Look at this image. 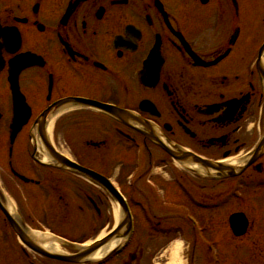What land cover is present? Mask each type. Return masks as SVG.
I'll return each instance as SVG.
<instances>
[{
  "label": "flooded vegetation",
  "instance_id": "obj_1",
  "mask_svg": "<svg viewBox=\"0 0 264 264\" xmlns=\"http://www.w3.org/2000/svg\"><path fill=\"white\" fill-rule=\"evenodd\" d=\"M263 43L264 0H0V264H62L22 244L4 213L9 202L18 205L15 219L25 231L53 230L59 220L65 222L61 230L71 217L79 224H96V230L113 227L116 202L110 193L93 181L42 165L31 140L42 113L62 101L69 108L64 114L90 125H75L88 137L82 143L90 151L85 157L90 163L81 161L75 140L73 161L111 180L130 203L133 198L120 185V176L127 168L132 179L142 170L134 157L147 156L158 230L173 233L167 222L175 220L176 228L194 233L186 212L192 210L203 225L198 216L206 208L219 210L223 187L225 196L237 185L263 186L264 155L236 180L226 181L191 178L167 153L176 150L219 162L220 156L254 151L264 135V124L252 113L264 101L257 69ZM11 74L31 111L14 139ZM101 107L128 110L146 127L119 122L97 109ZM251 125H258L259 133ZM110 146L130 150L133 164L126 167L120 161L110 168L111 155L119 154L110 153ZM117 167L121 174L115 181L111 173ZM158 168H165L169 178H155ZM142 176L128 182L130 193H140L136 203L150 202L138 188ZM19 191L37 222L21 208ZM168 204L184 209L180 214ZM249 222L248 235L258 231L254 220Z\"/></svg>",
  "mask_w": 264,
  "mask_h": 264
},
{
  "label": "rangeland",
  "instance_id": "obj_2",
  "mask_svg": "<svg viewBox=\"0 0 264 264\" xmlns=\"http://www.w3.org/2000/svg\"><path fill=\"white\" fill-rule=\"evenodd\" d=\"M17 1V0H14ZM259 103L254 106L252 113L254 116H258L260 118V121L262 124H264V101L262 103L261 100H259ZM263 104V105H262ZM70 116L63 115L58 118V120H61L60 123H54L51 138L53 144L57 147L59 151L67 155L71 158V147L73 148V142L74 140L77 142H80L78 147L80 148L81 152V160L84 163H90L88 159H85L90 153L89 150H87L84 146V143L82 141H85L88 137L85 138L84 135L78 133L79 130L82 131V129L76 128L75 125H79L80 123L83 124V126H87V121H74L72 120ZM69 119V120H68ZM59 122V121H58ZM106 123V122H104ZM90 126V125H89ZM253 128V130H258V125L255 127L253 125L250 126ZM254 135L256 136L257 133L254 132ZM115 150L117 153L119 151H122L118 147L116 149L113 148V146H110V153L114 154ZM118 150V151H117ZM153 151V149H152ZM245 151H241V155L232 158L236 160H240L245 156ZM158 157V155H157ZM155 156V159L157 158ZM221 157V156H220ZM218 157L219 159H222ZM133 159V157H130V150H125L123 152H119V154L111 155L110 161H108V165L110 168H112L113 165L119 164L121 165V162L126 165L132 164L130 160ZM125 162V163H124ZM142 169L145 171L149 169V163L147 162L146 158H143L142 161ZM156 164H159L160 167H163L161 162L164 164L163 160L160 161V159L156 160ZM119 167V166H118ZM116 168V170H113L115 173H111L113 179L115 181H118V177L121 174L119 171V168ZM128 167V166H126ZM141 170L142 179L140 180L138 184V188L140 191H143V195L147 197V200L149 199L151 203H153V197L152 193L150 192L151 187L153 188V170H150V172L146 173ZM144 172V173H143ZM130 172L127 171V168L120 176V185H123V189L125 192L133 198V203L135 206L134 212L136 215V222H137V236L136 241L134 240V243L132 246L124 253L120 259H115L114 264H119L118 261L122 260H128L129 255L131 253H134L136 251H144L143 258L139 259V261L136 264H166L171 262L172 252L173 254H180V251H177L179 249L178 245L170 246L172 241L176 239L177 237H169L167 238L164 234H154L149 228V225L147 221L145 220V216L140 208L141 203H136L135 201H140V193L138 195L130 193V189L128 186ZM64 176V175H62ZM155 178H158L159 180H162V177L164 176L166 179H168V175H166V169L165 168H158V170L154 173ZM149 185L150 189H147L144 187V185ZM227 190L226 187H223L220 190L221 198H223L225 191ZM30 191V190H29ZM32 193V191H31ZM254 194V198L250 194ZM243 198V201L245 202L241 203L238 199L231 202L229 206L224 207V209L220 212H215L211 214L202 213V216L205 219H208V228L207 233L205 235L204 241H216L217 245L215 246V255L218 256L219 263L220 264H264V189H257V188H251V189H243L240 191V193ZM135 198V199H134ZM248 199V200H246ZM144 200V198H143ZM142 202V201H141ZM146 206V204H145ZM15 212L19 214L18 205H14ZM245 212L251 220H254V231L250 233L248 236H244L241 239H235L232 236V233L229 229L228 225V218L231 214L235 212ZM217 213V214H216ZM200 218H202L200 216ZM204 221L206 222V220ZM50 221V217H49ZM168 226L175 227L176 223L175 220H171L167 222ZM213 224V225H212ZM51 225V224H50ZM53 228V231L59 234H62L64 236L73 237L74 241L79 243H90L94 239L98 237H102L103 233H107L108 229L106 227L101 230H96L95 228L99 227L96 224L91 223H82L79 224V222H75L74 217L70 218V221L68 222V226H66L67 231L66 233L62 230H60V227L55 228L53 225H51ZM32 228V227H31ZM49 228V227H48ZM101 228V227H100ZM50 229V228H49ZM47 229V230H49ZM52 231V232H53ZM106 234H104L105 236ZM70 238V239H71ZM171 247V248H169ZM168 250L166 251V249ZM158 257V260H156ZM164 257L161 259L160 258ZM196 258L199 260V264H208L209 263V254H207L206 247H198L197 249V255ZM156 260V261H155Z\"/></svg>",
  "mask_w": 264,
  "mask_h": 264
},
{
  "label": "water",
  "instance_id": "obj_3",
  "mask_svg": "<svg viewBox=\"0 0 264 264\" xmlns=\"http://www.w3.org/2000/svg\"><path fill=\"white\" fill-rule=\"evenodd\" d=\"M16 105H15V119L14 122L17 125H21L24 124V113H22V115L20 114L22 111L26 112L25 109V105L21 102V95L20 92L17 89V93H16ZM107 112L113 114L116 117L119 118H124L125 116H127V113H123L121 111L118 110H114V109H110V108H106ZM43 141L45 142V146L48 149V151L50 152L51 157L53 158V160L58 164L61 165L65 168H69L72 170H75L77 172H79L80 174H82L85 177L91 178L95 181H98L99 183L105 185L109 191L114 195V197L117 198L118 202L120 203V205L122 206L123 210L125 211V216L127 219H125L121 225L119 226V229L114 232L112 235H110L108 238L98 242L97 244L89 247V248H85L82 249L80 253H78L75 256L72 257H67V256H62V255H53L50 253L45 252L43 249H41L39 246H37V244L30 239V237L25 234L23 231H21L19 229V227L15 224V222L13 221V226L15 228V230L18 232V234L20 235L21 239L23 240V242L29 246L31 249H33L34 251L50 257V258H54V259H58V260H62V261H67V262H82L85 258L89 257L90 255L94 254L95 252H97L98 250H100L101 248H103L108 242L115 240V239H119V238H123L127 236V233H122L123 229H127V231H129V229H131V217L127 208V205L125 203V201L123 200V198H121L117 192L111 187V185L108 183L107 180H105L104 178H101L100 176L79 167L78 165H76L75 163H72L71 161H69L68 159L64 158L63 156L59 155L54 149L53 147L50 145V143L43 138ZM263 149H264V141L260 144L259 148L256 150L253 158H252V162L253 163L262 153H263ZM180 156H187V155H181ZM181 158V157H180ZM195 162L203 165L204 168L207 169H213L217 172H220L221 174H225V173H229L230 177H233L235 174L232 173L231 171H233V169H231L228 166L222 165V164H209L206 163L205 161H201L199 159L194 158L193 159ZM250 163V164H251ZM248 164V165H250ZM245 168H242L239 173H242ZM230 226L231 229L234 233L235 236L240 237L242 235H244L247 231V227H248V222L246 217L243 214H236L233 215L230 218Z\"/></svg>",
  "mask_w": 264,
  "mask_h": 264
},
{
  "label": "bare ground",
  "instance_id": "obj_4",
  "mask_svg": "<svg viewBox=\"0 0 264 264\" xmlns=\"http://www.w3.org/2000/svg\"><path fill=\"white\" fill-rule=\"evenodd\" d=\"M64 115H66V114H64ZM60 117H59V119H60ZM54 120L51 121L50 126H49V134L50 135L52 134L53 126H54V123H55ZM38 148L40 149V151L43 154V160H44V162H46V163L51 162V160H50V158H49V156H48L45 148L42 146L41 143L38 144ZM257 149H258V145L255 148V150L253 151V156H254V154H255V152H256ZM167 153L170 155V157L172 158V160L175 161V164L177 165V166L175 165V167L177 169H179V167H185V166H187V167H189L191 169H194V171L197 172V173L198 172H201L202 173V172H204V171L207 170V169H205L203 167V165L195 162L193 160L194 158H191V157H188V156H184V157L183 156H180L178 152H174V151H171V150H167ZM247 158H248L247 163L244 162V161L240 163V161H238L236 159H232V158L222 160V162L225 165H227L228 167H230L232 169V168L237 167L238 165H239V167H242L243 164H245V165L250 164L252 162V158L251 157H247ZM206 163L212 164V162L211 161H208V160H206ZM210 173L211 174H217V171L211 170ZM9 211L14 214V212H13V210H12L11 207L9 208ZM117 212L115 214V217L117 216ZM118 218H119V215L117 217V220H118ZM104 234H106V233L104 232L103 233V236H104ZM29 235H30V238L37 244V246H39L41 249L47 250L50 253H57V254H69V253H73V251H71V250H68L67 251L58 242V240L54 238V235H52L50 232L41 233V232L31 231L29 233ZM103 236L101 238H103ZM120 243H121V240H114V241L110 242L107 246H105L104 248H102L101 250H99L96 254L90 256L88 258V260H90V261H97V260L102 259L104 256H106V254H108L109 252H111Z\"/></svg>",
  "mask_w": 264,
  "mask_h": 264
}]
</instances>
